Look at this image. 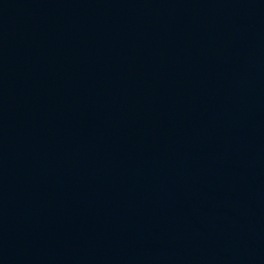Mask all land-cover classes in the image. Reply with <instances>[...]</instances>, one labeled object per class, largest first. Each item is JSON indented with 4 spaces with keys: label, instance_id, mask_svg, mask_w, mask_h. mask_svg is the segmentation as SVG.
I'll use <instances>...</instances> for the list:
<instances>
[{
    "label": "water",
    "instance_id": "1",
    "mask_svg": "<svg viewBox=\"0 0 264 264\" xmlns=\"http://www.w3.org/2000/svg\"><path fill=\"white\" fill-rule=\"evenodd\" d=\"M0 264H264V0H0Z\"/></svg>",
    "mask_w": 264,
    "mask_h": 264
}]
</instances>
